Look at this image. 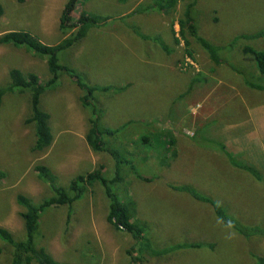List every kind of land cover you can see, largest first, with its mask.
<instances>
[{
    "label": "rangeland",
    "instance_id": "1",
    "mask_svg": "<svg viewBox=\"0 0 264 264\" xmlns=\"http://www.w3.org/2000/svg\"><path fill=\"white\" fill-rule=\"evenodd\" d=\"M65 2L0 0V36L23 31L43 44L59 43L66 37L59 30ZM156 2L83 0L71 12L73 22L82 10L109 20L60 52L58 63L86 86L97 88L92 100L101 142L126 161L121 180L111 188L120 202H133L132 219L144 228L152 249L165 253L149 255L145 264H259L258 259L264 260V138L231 150L241 163L263 170H258L259 180L228 164L213 150V142L222 140L229 147V135L240 133L230 125L242 109L264 105V91L249 86L264 88V74L243 52L246 47L264 51V36L249 38L264 31V0H178L167 12ZM190 3L197 35L215 49L219 62L189 35L192 59L186 55L178 20ZM135 9V14L119 19ZM12 69L33 73L43 83L50 76L44 58L25 47L0 45V89L9 85ZM123 86L120 93L100 90ZM83 95L85 91L61 72L55 87L40 99V108L50 115L53 143L34 152L32 128L24 123L30 114V92L0 94V228L16 240L25 238L16 195L27 196L35 205L52 196L50 183L38 178L35 166H46L51 183L64 189L74 176L99 166L104 178L114 177L112 155L93 152L85 141L89 109L79 103ZM168 137L175 140L173 146L165 142ZM184 185L222 204L244 225H256L262 236L238 234L218 221L210 205L171 188ZM108 203L103 187L94 183L71 205L44 208L35 246L59 263L131 264L127 251L135 241L106 221ZM177 244L199 247L169 251ZM10 254L11 248L0 240V264H9Z\"/></svg>",
    "mask_w": 264,
    "mask_h": 264
},
{
    "label": "trees",
    "instance_id": "2",
    "mask_svg": "<svg viewBox=\"0 0 264 264\" xmlns=\"http://www.w3.org/2000/svg\"><path fill=\"white\" fill-rule=\"evenodd\" d=\"M17 3H24L26 0H15ZM127 0H119L120 3L126 2ZM178 0H157L155 5L160 7V10L170 11L175 8ZM83 0H66L64 8L60 16L59 30L62 35H66L59 43L55 45H46L43 44L37 39V37L31 35L28 32L20 31H9L0 36V45L2 46H12L14 48L25 47L28 51L39 58H44L47 69L49 72V78L43 83L39 78L33 73L23 74L19 69H12L9 71V85L5 88L0 89V94L5 92H14L19 93L30 92L29 98V108L30 114L24 120V123L30 126L34 136V143L31 148L34 152H42L47 150L53 141V136L48 124L50 118L49 113L40 108V99L42 94L55 87L56 83L59 81L60 73H65L69 76L76 86L85 91V95L80 96L79 103L83 109H89V114L87 123L88 129L85 136V141L88 147L95 153L99 152H108L112 155L115 160V174L112 179H106L103 177V167L99 166L93 171L86 174H79L70 179L67 189L56 187L53 185L50 179L49 170L44 165L35 166L34 170L37 173L38 178L46 183H50L49 189L52 191V196L48 199L42 201L40 204L35 205L32 203L31 199L23 194L16 195V203L21 208L19 216L23 220L25 238L22 240H16L13 237V234L4 228H0V240L8 247L11 248L9 264H65L59 263L52 259V257L41 247H36L34 244V234L38 229V220L40 213L44 208L47 207H59L63 205H71L73 202L79 200L83 194H85L90 188L91 184L99 183L103 187V192L105 197L108 200L107 206V215L106 221L117 231L126 232L129 234L132 239L135 241V244L127 251L128 258L131 264H145L148 261L149 257H155L156 255L161 256L165 254L163 252L154 251L150 241L145 237L144 228L141 227L136 219H132L135 213V208L133 202H130L129 205L120 202L113 192L111 186L121 180V165L126 163L119 159L118 155L114 152H110L101 142V130L98 127L99 118L97 116V106L92 100V94L97 88H91L86 86L75 74L74 71L68 67L62 66L58 63V55L64 50H68L71 46L76 45L82 38L85 37L89 29L92 27H101L109 20V17L96 16L87 13L85 10H82L79 14V17L76 21H72L71 12L78 5H81ZM159 4V5H158ZM153 5V4H152ZM193 3H190L189 6L184 10L182 18L178 20L179 31L178 34L180 39L183 40L186 47V55L192 59V52L190 50V42L187 39V35L194 37V39L204 47L207 52H209L210 59L219 62L215 52V49L211 47L202 37L197 35L196 26L192 22L193 18L191 16V9L193 8ZM137 9L133 10L127 16H120L119 19H124L126 17L135 14ZM3 14V8L0 4V17ZM131 28V27H130ZM75 31L72 32V30ZM136 32V31H135ZM137 33V32H136ZM173 35V43L177 46L179 43L178 38L174 36V31L171 29ZM138 34V33H137ZM139 35V34H138ZM264 36V31L255 33L251 37H261ZM141 39L147 40L148 38L143 36ZM164 50H167L164 47ZM243 52L252 56L256 62L257 69L260 73L264 74V51H256L250 47L243 49ZM194 82V81H193ZM192 82V83H193ZM250 87L264 91L263 87L249 85ZM125 89L123 87H104L100 89L103 92L116 91L120 93ZM189 90V87L185 91L186 94ZM184 92V93H185ZM178 99H180L178 97ZM205 123H209L206 122ZM204 123V124H205ZM169 130V129H167ZM109 134L114 133L113 131H108ZM197 135V131L193 138ZM166 137V136H165ZM213 138V137H212ZM173 138L168 137L167 145L173 146L175 144ZM214 151L220 153L227 163L234 168H239L257 180L261 179L259 171H263L261 168L255 166H248L237 159L232 154L230 148L221 140V142H213ZM137 179L150 182L151 179L142 177L141 175H136ZM4 174L0 172V178H3ZM172 190L179 192L188 193L194 200L201 203H206L211 206V209L218 219V221L224 226L231 228L233 231L238 234L248 237L250 235L262 236L261 230L254 228L256 225H244L243 222L238 221L237 218L232 217L231 214L227 213L225 209L218 203L213 201L211 198H208L194 188L188 185L184 186H172ZM133 207L131 209L130 207ZM134 220V221H133ZM253 226V227H251ZM188 247H199L197 244H177L173 246L169 251L185 249ZM213 249V245L210 246ZM167 252V251H165ZM143 256V257H142ZM259 264L264 262L263 259H258Z\"/></svg>",
    "mask_w": 264,
    "mask_h": 264
},
{
    "label": "crops",
    "instance_id": "3",
    "mask_svg": "<svg viewBox=\"0 0 264 264\" xmlns=\"http://www.w3.org/2000/svg\"><path fill=\"white\" fill-rule=\"evenodd\" d=\"M242 111L234 125H230L232 130L240 131L229 135L230 150L233 147L234 150L240 151L242 145L248 141H260L264 138V105L245 107Z\"/></svg>",
    "mask_w": 264,
    "mask_h": 264
}]
</instances>
